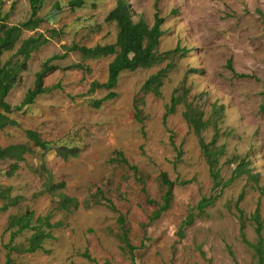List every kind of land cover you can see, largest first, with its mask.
Listing matches in <instances>:
<instances>
[{
    "label": "rangeland",
    "instance_id": "rangeland-1",
    "mask_svg": "<svg viewBox=\"0 0 264 264\" xmlns=\"http://www.w3.org/2000/svg\"><path fill=\"white\" fill-rule=\"evenodd\" d=\"M69 1L40 0L39 25L23 30L0 55L1 63L21 61L16 51L22 39L47 38L30 52L8 91L12 107L33 87L43 62L64 55L43 77L50 89L9 112L17 125L0 129V146L26 147L20 160L0 159V192L7 196H0V207L8 205L0 211V264H7L8 219L26 210L34 217L49 214L57 226L42 249L11 251V264H264V250L256 253L240 238L235 208L242 192L245 238L256 243L252 213L258 206L264 247V0H126L134 21L151 25L155 12L163 18L155 48L160 59L120 71L115 95L98 107L94 101L109 89L89 91V85L106 80L113 55L82 58L67 49L114 43L118 28L105 17L116 0H83L78 7ZM30 12V0H0V21L7 25L25 21ZM76 63L83 68L70 67ZM160 69V93L140 90ZM172 98L175 110L164 119ZM186 111L206 122L199 134ZM28 129L47 142L45 149L27 138ZM214 136L210 149L221 179L215 187L200 145V138L208 143ZM66 148L76 154L61 157L58 150ZM237 165L245 171L223 184ZM162 172L173 183L169 206L151 218L167 189ZM217 193L213 204L196 208L203 196ZM64 196L76 199L77 207L63 208ZM189 213L193 221L180 231ZM31 233L23 230L11 244L25 245ZM122 233L132 251L123 246ZM85 250L95 261L82 256Z\"/></svg>",
    "mask_w": 264,
    "mask_h": 264
},
{
    "label": "trees",
    "instance_id": "trees-1",
    "mask_svg": "<svg viewBox=\"0 0 264 264\" xmlns=\"http://www.w3.org/2000/svg\"><path fill=\"white\" fill-rule=\"evenodd\" d=\"M40 0H30V16L25 21H22L18 24L7 25L3 21H0V55L3 51L10 50L15 42L19 39L21 32L23 30L34 29L41 22L42 18L37 15L38 7ZM83 3V0H71L69 4L72 7H78ZM105 20L108 22H115L118 31L116 34L115 42L110 44H96L91 47L77 45L73 43L67 50L78 51L81 54L82 58H96V57H105L109 55H113L112 60L108 63L107 66V78L104 82L92 81L89 85V91H94L98 88L109 89V92L102 98L94 101V106L98 107L101 102L106 99L112 98L115 93L111 91V88L116 85L118 74L122 70H134L139 67H148L153 61L160 59L159 54L156 53V46L158 45L159 37L162 35L163 31L161 29V24L163 22V18L158 15L157 12L154 14L153 23L148 25L143 19H138L134 21L132 19V12L130 11L126 0H116L115 6L107 13ZM47 42V38L42 34H38L36 36H29L21 40V43L16 51V54L22 56L21 61H13L12 58L8 59L4 63L0 62V108L3 109L0 111V129L4 128L8 125H17V121L11 118L8 113L12 110H19L26 104H30L33 102L34 98L42 93L47 92L50 88L43 85V77L47 74V72L53 70L55 68L50 62L57 58H62L64 55L54 54L47 58L43 64L41 69L36 73L35 82L32 88H30L25 94L23 100L15 106H11L5 100V97L11 87L17 80L18 73L24 69L25 60L29 57V54L33 50H37L40 45ZM177 50V49H176ZM227 66L231 68L230 61H228ZM70 67L75 68H83L81 63H76L70 65ZM164 75V69L158 70L155 74L151 75L149 78L145 80L142 84L140 90L142 91H151L155 95H158L159 86L161 84V79ZM238 76H248V74L239 73ZM57 86V85H56ZM53 86V87H56ZM51 87V88H53ZM176 99L172 98L170 104L168 105L163 118L169 113H173L176 106ZM184 116L187 122L193 127L194 131L199 134L201 129L206 125V122L202 120V118L196 113L186 111ZM140 121L141 119L136 116ZM26 136L29 140L33 142L35 146H38L42 149L47 147V142L42 141L38 135V133L34 130H26ZM215 137L208 143H206L202 138H200V145L203 149L204 155L207 158V162L210 167V174L212 175L214 187L221 184V179L219 177V172L215 168L217 157L215 152L210 149V146L215 143ZM75 148L71 149H59L58 153L61 157L67 158L68 156H74ZM26 151V147L24 144H10L7 146H0V159L4 158H15L17 160L22 159L23 153ZM221 152V151H220ZM118 154H121L118 152ZM122 161L126 163V159L122 158ZM16 164H12V168H16ZM245 170L241 167V165H237L231 173L230 178L223 182V184H227L229 181L233 180L235 177L240 176ZM248 176H255L248 174ZM161 181L167 186L165 193L162 196V205H160L152 214L151 218H156L160 215L162 211H164L169 206V199L171 195L172 181L167 178L166 173L162 172ZM64 184L60 182L58 187H62ZM6 198L7 196L0 192V196ZM216 195L203 196L196 204V208L199 211H203L204 208L213 204L217 197ZM243 193L241 192L235 202L236 211L239 214V236L240 238L249 246H252L256 253L261 254L264 250L263 247V237L261 233L262 224L260 221L259 209L258 206L255 208L252 213V218L255 223L254 230L257 235L256 243H251L245 238L244 227L245 223L241 220L242 210L238 207V203L242 200ZM15 202V200L13 201ZM62 207L69 208L73 206L77 207L78 201L72 197L64 196L62 199ZM106 205L111 209L115 210L114 204L107 200ZM8 205L5 203L0 207V211L7 209ZM194 215L189 213L181 224L179 225V229L184 225H189L193 221ZM50 215H37L34 217V212L32 210H26L21 214L12 215L8 219L7 229L10 230V236L8 243L5 245L7 249L6 253V263L11 264L12 260L9 257V253L11 251L15 252H23V253H31L37 249H42L43 242L45 239L53 238L52 228L57 226V223H51L49 221ZM118 220L122 223L123 216L120 215ZM34 222V223H33ZM25 229L32 230V233L26 240L25 245H16L11 244L14 236L16 234L21 233ZM120 239L123 242V246L127 247L129 251H132L135 246L132 245L126 233L120 234ZM82 256L87 258L90 261H95L92 258L87 250L82 253Z\"/></svg>",
    "mask_w": 264,
    "mask_h": 264
}]
</instances>
